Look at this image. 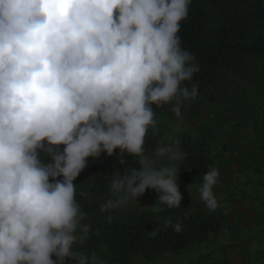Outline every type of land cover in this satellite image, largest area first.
Segmentation results:
<instances>
[{"label":"clouds","instance_id":"obj_1","mask_svg":"<svg viewBox=\"0 0 264 264\" xmlns=\"http://www.w3.org/2000/svg\"><path fill=\"white\" fill-rule=\"evenodd\" d=\"M191 2L0 0V264H105L73 250L91 232L74 182L101 156L136 164L111 175L101 212L148 190L181 206L187 153L178 139L152 152L145 140L159 133L164 105L176 118L169 134L180 133L198 95L188 82L200 66L179 35ZM218 179L212 167L198 187L211 211Z\"/></svg>","mask_w":264,"mask_h":264},{"label":"trees","instance_id":"obj_2","mask_svg":"<svg viewBox=\"0 0 264 264\" xmlns=\"http://www.w3.org/2000/svg\"><path fill=\"white\" fill-rule=\"evenodd\" d=\"M179 35L182 47L194 55L200 66V71L188 82L189 87L193 84L197 87L195 99L215 102L226 89L234 92L245 85H254L257 93L264 95V0H192ZM260 113L257 117H262L263 126L258 118L253 126V131L259 134L264 132V113L262 116ZM157 143L148 133L146 151L152 152ZM180 147L187 156L180 162L178 181L201 183L212 162L205 142L195 145L184 137ZM135 166L132 157H127V163L121 166L115 155L101 156L90 160L74 182L77 201L91 226L90 239L75 244V252L95 254L105 264H139L138 259L152 261L161 254L179 253L206 241L219 230L221 215L202 211L186 214L170 208L163 213L167 224L156 232L145 222V215L134 217L120 209L101 212L100 204L111 195L108 190L111 175ZM177 218L184 225L180 233L171 227Z\"/></svg>","mask_w":264,"mask_h":264},{"label":"rangeland","instance_id":"obj_3","mask_svg":"<svg viewBox=\"0 0 264 264\" xmlns=\"http://www.w3.org/2000/svg\"><path fill=\"white\" fill-rule=\"evenodd\" d=\"M170 109L171 105L156 109L160 131L154 135L149 130L152 139L158 142L156 146L161 141L171 143L178 139L181 142L184 137L195 145L205 142L212 161L210 168L219 170L213 189L219 204L215 211L199 199L200 183L179 181L184 199L175 209L186 214L202 211L221 215L222 223L204 242L192 244L176 254H161L152 261L138 259V263L264 264V132L253 131L257 113L261 112V116L264 113V95L257 93L254 85H245L234 92L226 89L215 102L189 101L182 109V131L175 137L169 134L176 123ZM258 119L263 126L262 117ZM156 197L155 192L148 190L143 198L120 210L134 217L145 215V222L156 232L167 224L163 213L170 209Z\"/></svg>","mask_w":264,"mask_h":264}]
</instances>
